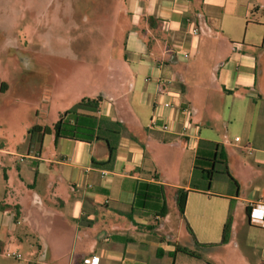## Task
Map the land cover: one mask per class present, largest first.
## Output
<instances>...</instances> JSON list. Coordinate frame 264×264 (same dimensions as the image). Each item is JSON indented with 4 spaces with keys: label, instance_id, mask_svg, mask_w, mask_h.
Segmentation results:
<instances>
[{
    "label": "crops",
    "instance_id": "1",
    "mask_svg": "<svg viewBox=\"0 0 264 264\" xmlns=\"http://www.w3.org/2000/svg\"><path fill=\"white\" fill-rule=\"evenodd\" d=\"M111 8L113 30L96 38L105 59L74 73V83L94 84L82 97L101 98L96 111H77L89 116L77 119L89 133L50 132L46 156L30 142L18 161H30L32 191L0 200V232L7 238L19 218L34 225L37 257H4L14 241L0 240V264H82L91 255L99 264H264V228L247 218L252 201L264 202V0ZM216 150L207 180L195 158Z\"/></svg>",
    "mask_w": 264,
    "mask_h": 264
},
{
    "label": "rangeland",
    "instance_id": "2",
    "mask_svg": "<svg viewBox=\"0 0 264 264\" xmlns=\"http://www.w3.org/2000/svg\"><path fill=\"white\" fill-rule=\"evenodd\" d=\"M120 2L0 0V200L7 194L11 203L12 197L24 198L32 191L34 172L30 161H18L19 155L24 154V159L31 142L34 149L43 144L46 156L52 151V140L45 133L42 143L38 132L28 130L34 125L52 128L60 114L90 94L93 82L74 83V73L82 65L91 68L105 59L99 56L107 50L105 41L97 46L96 38L112 32L116 8L111 3ZM8 211L15 217L13 208ZM34 230V225L19 218L7 238L0 232V240L14 241L9 249L4 247V257L7 251L20 253V258L8 256L17 261L37 257L30 247Z\"/></svg>",
    "mask_w": 264,
    "mask_h": 264
},
{
    "label": "trees",
    "instance_id": "3",
    "mask_svg": "<svg viewBox=\"0 0 264 264\" xmlns=\"http://www.w3.org/2000/svg\"><path fill=\"white\" fill-rule=\"evenodd\" d=\"M100 100H101L100 97L83 98L80 100V102L76 104L74 108L70 110H66L62 114H60L58 120L53 124L52 128H48V127L38 128L39 126L34 125L31 129L28 130V133L32 131L33 132L39 131L42 134L53 132L55 138L65 137V138L81 139L83 138L82 135L84 131L82 130V128L84 126L79 124L77 119H79L80 116H87V115H79L77 111L80 109H89L92 111H96ZM84 133H89V132H84ZM112 150L113 147L109 144V158H108L109 161L112 159L113 156ZM217 151L218 150H216V156L212 159H204L199 156L195 158L194 168L199 169L207 180H210L212 176L216 173L214 167L215 163L217 162L216 158L221 159L222 157V154ZM203 161L209 162V167H201L200 163H202ZM185 197H186L185 191L179 190L177 196V205L180 212H183L184 210ZM229 229H230V225H229V221H227L224 229V236L222 242H225L227 240Z\"/></svg>",
    "mask_w": 264,
    "mask_h": 264
},
{
    "label": "built area",
    "instance_id": "4",
    "mask_svg": "<svg viewBox=\"0 0 264 264\" xmlns=\"http://www.w3.org/2000/svg\"><path fill=\"white\" fill-rule=\"evenodd\" d=\"M169 105V102L165 103ZM151 126H155V119H151ZM238 140V137L235 138ZM23 159V156L21 157ZM248 222L250 225L264 228V202L263 201H252L249 205L248 210ZM8 255L19 258L20 254L14 251L7 252ZM82 264H99V257L96 255L87 256L82 260Z\"/></svg>",
    "mask_w": 264,
    "mask_h": 264
}]
</instances>
